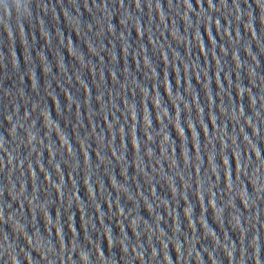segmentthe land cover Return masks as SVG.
I'll return each instance as SVG.
<instances>
[{"label":"water","instance_id":"water-1","mask_svg":"<svg viewBox=\"0 0 264 264\" xmlns=\"http://www.w3.org/2000/svg\"><path fill=\"white\" fill-rule=\"evenodd\" d=\"M0 0V264H264V0Z\"/></svg>","mask_w":264,"mask_h":264},{"label":"clouds","instance_id":"clouds-1","mask_svg":"<svg viewBox=\"0 0 264 264\" xmlns=\"http://www.w3.org/2000/svg\"><path fill=\"white\" fill-rule=\"evenodd\" d=\"M12 3H15V0H10L9 5L5 8V11H9V7L12 5Z\"/></svg>","mask_w":264,"mask_h":264}]
</instances>
